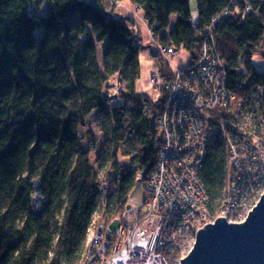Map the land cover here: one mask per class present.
Instances as JSON below:
<instances>
[{
  "label": "trees",
  "instance_id": "1",
  "mask_svg": "<svg viewBox=\"0 0 264 264\" xmlns=\"http://www.w3.org/2000/svg\"><path fill=\"white\" fill-rule=\"evenodd\" d=\"M120 1L107 0L111 7ZM128 2L143 12L157 44L184 51L188 62L195 58L196 33L229 4L195 0L194 27L190 0ZM253 7L229 11L214 31L235 101L264 91V69L252 63L264 34V6ZM146 47L135 21L114 17L100 0H0V264H82L92 216L98 212L106 228L122 219L136 177L155 168L163 144L157 122L172 71L159 53L149 54L156 94L138 93V58ZM112 78L116 96L108 95ZM91 112L100 139L93 159L92 136L88 148L79 137ZM228 118L215 109L207 122L199 180L212 215L224 199L227 160L217 122ZM36 180L44 202L38 218L31 207Z\"/></svg>",
  "mask_w": 264,
  "mask_h": 264
},
{
  "label": "built area",
  "instance_id": "2",
  "mask_svg": "<svg viewBox=\"0 0 264 264\" xmlns=\"http://www.w3.org/2000/svg\"><path fill=\"white\" fill-rule=\"evenodd\" d=\"M192 16L196 27L197 16ZM219 23V16H214L196 33L192 61L170 67L172 79L157 122L163 144L155 168L136 177L143 187L142 203L133 207L128 196L114 229L106 228L99 214L90 220L82 264H179L199 230L217 218L242 223L264 192V91L258 89L238 101L227 92L214 35ZM156 49L169 62L178 55L158 44ZM151 81L156 85L158 78ZM215 109L229 114L217 122L227 146L218 215L207 210L199 180L208 147L209 113Z\"/></svg>",
  "mask_w": 264,
  "mask_h": 264
},
{
  "label": "water",
  "instance_id": "3",
  "mask_svg": "<svg viewBox=\"0 0 264 264\" xmlns=\"http://www.w3.org/2000/svg\"><path fill=\"white\" fill-rule=\"evenodd\" d=\"M146 48L152 58L157 56L154 46ZM40 191L41 182L36 180L31 201L36 218L44 207ZM116 225L112 222L110 228ZM179 264H264V192L242 223L217 218L199 230L192 248Z\"/></svg>",
  "mask_w": 264,
  "mask_h": 264
},
{
  "label": "rangeland",
  "instance_id": "4",
  "mask_svg": "<svg viewBox=\"0 0 264 264\" xmlns=\"http://www.w3.org/2000/svg\"><path fill=\"white\" fill-rule=\"evenodd\" d=\"M190 8L192 11V15H196V2H195V0H190ZM142 14H143V12H142ZM112 15L116 18H121L123 16L122 13L116 12V11L112 12ZM192 15H191V18L194 17ZM173 19H174V17L172 16V18H171L172 22H173ZM135 23H136V21H135ZM148 34H149V36H152V33L149 30H148ZM156 44H157V42L155 41V42H153L147 46H154L156 48ZM102 48H103V44L97 45L98 62H101ZM263 56H264V34H263L262 38L259 40L256 48L254 49V54L252 57V63L256 66V68L259 71L264 69V59L262 58ZM162 58L167 63V65L169 67H173V68L177 67V66H182L185 63H187V61H188L187 54L181 50L178 52V55L173 58V61L171 60L169 62L163 56H162ZM138 63H139V67H138L139 73H138V78L136 79V82H135V89L138 93H146L148 95L154 96L156 94L155 92L157 89L154 87V84L151 81V78L154 77L157 74V72H156L155 64L152 61V59H150L147 50L140 52L139 58H138ZM239 73L241 75L245 74V71L242 68V66H240ZM115 81H116L115 78H112L110 80L109 84H111V87L108 89V95L114 94L116 96L120 92V89H119L118 85L115 83ZM91 136L93 138V144H92V151L90 150V158L93 159L95 149L97 150V147H98L99 142H100L99 131L97 128V124L95 122L94 112H91L88 115V117L85 119L84 125L79 128L80 144L83 148H88V146L90 144ZM103 195H104V191H103ZM143 197H144L143 196V187H142V184L139 183V181H138L135 183L134 188L129 193V198L132 200V203H131L132 206L138 207L142 203ZM97 215H98V212H96L92 216L93 219L92 218L91 219L95 220Z\"/></svg>",
  "mask_w": 264,
  "mask_h": 264
},
{
  "label": "crops",
  "instance_id": "5",
  "mask_svg": "<svg viewBox=\"0 0 264 264\" xmlns=\"http://www.w3.org/2000/svg\"><path fill=\"white\" fill-rule=\"evenodd\" d=\"M101 4L105 8L107 12H120L123 16H128L132 18L138 24L140 33L142 35V43L144 45H149L153 43V39L148 34V28L144 22V16L141 11H135V8L132 4L128 2V0H121L119 4L115 5V7L109 6L107 0H100ZM149 54V53H148Z\"/></svg>",
  "mask_w": 264,
  "mask_h": 264
},
{
  "label": "bare ground",
  "instance_id": "6",
  "mask_svg": "<svg viewBox=\"0 0 264 264\" xmlns=\"http://www.w3.org/2000/svg\"><path fill=\"white\" fill-rule=\"evenodd\" d=\"M230 2H231V0H229V4L227 5V7L222 12L214 15V16H219V19H220L219 26L221 24L222 18L225 15H227V13L229 11L238 12L239 10H242V13H247V12H253L254 11L253 4H259V5L264 6V0H236L233 3H231V5H230ZM263 15H264V13H263ZM190 22H191V20H190Z\"/></svg>",
  "mask_w": 264,
  "mask_h": 264
}]
</instances>
